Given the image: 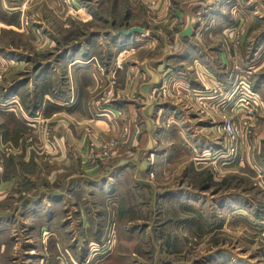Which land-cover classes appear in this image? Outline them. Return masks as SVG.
<instances>
[{
    "label": "rangeland",
    "instance_id": "1",
    "mask_svg": "<svg viewBox=\"0 0 264 264\" xmlns=\"http://www.w3.org/2000/svg\"><path fill=\"white\" fill-rule=\"evenodd\" d=\"M0 182V264H264V0H0Z\"/></svg>",
    "mask_w": 264,
    "mask_h": 264
},
{
    "label": "built area",
    "instance_id": "2",
    "mask_svg": "<svg viewBox=\"0 0 264 264\" xmlns=\"http://www.w3.org/2000/svg\"><path fill=\"white\" fill-rule=\"evenodd\" d=\"M239 97L236 100L235 107L241 108V110L252 111L258 106V96L253 93L252 89L245 85L243 82L240 83V89L238 91ZM221 130L226 136V139L230 142L228 152L233 153L234 150L231 147L233 140L236 138L237 129L231 122H226L221 126Z\"/></svg>",
    "mask_w": 264,
    "mask_h": 264
},
{
    "label": "crops",
    "instance_id": "3",
    "mask_svg": "<svg viewBox=\"0 0 264 264\" xmlns=\"http://www.w3.org/2000/svg\"><path fill=\"white\" fill-rule=\"evenodd\" d=\"M123 53H125V52H123ZM178 55V57H180L181 55H182V53H178L177 54ZM189 59H191V62H192V64H194V66H196V65H198V63H199V61L200 60H198L197 58H195L194 57V52L192 53V56H189L188 57ZM187 58V59H188ZM198 67V66H197ZM178 69H180V68H178ZM177 75H179V73L177 72ZM207 76V75H206ZM205 75H202V77H204V78H206L207 80H209L208 79V77H206ZM203 83V82H202ZM204 84V83H203ZM258 92H260V90H258ZM12 109H10V110H14L15 108H16V106L15 105H13L12 107H11ZM1 183V182H0ZM1 187H3V185L2 184H0V188Z\"/></svg>",
    "mask_w": 264,
    "mask_h": 264
},
{
    "label": "water",
    "instance_id": "4",
    "mask_svg": "<svg viewBox=\"0 0 264 264\" xmlns=\"http://www.w3.org/2000/svg\"><path fill=\"white\" fill-rule=\"evenodd\" d=\"M130 32H144L143 30L140 29H132L130 30ZM126 34H128L127 32H125Z\"/></svg>",
    "mask_w": 264,
    "mask_h": 264
}]
</instances>
